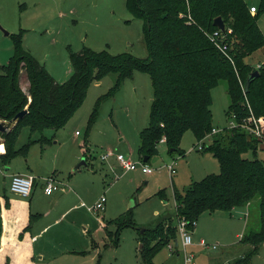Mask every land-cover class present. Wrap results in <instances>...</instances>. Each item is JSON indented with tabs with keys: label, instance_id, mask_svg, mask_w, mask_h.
<instances>
[{
	"label": "trees",
	"instance_id": "1",
	"mask_svg": "<svg viewBox=\"0 0 264 264\" xmlns=\"http://www.w3.org/2000/svg\"><path fill=\"white\" fill-rule=\"evenodd\" d=\"M127 8L144 23L149 56L141 59L86 47L78 53L70 49L72 76L64 83L57 82L23 48V31L12 35L13 56L1 68L0 75V122L11 121L26 109L28 113L14 129L0 133L6 147V152L0 156L4 165L17 156L27 155L32 143L17 149L24 129L32 133L62 129L86 101L92 82L112 74L117 75L116 84L96 104L88 131L98 119L102 102L114 97L134 72L149 75L154 97L149 124L140 133L139 148L141 160L147 158V163L159 155L164 137L170 154L183 155L180 146L185 133L191 131L198 144L212 135L217 129L213 122L212 91L221 81L228 85L230 122L235 118L242 124L252 116L264 119V63L259 69L246 63L248 57L264 47V35L257 24L264 13V0L256 16L251 14L245 0H128ZM219 17L227 29L233 30L228 37L231 60L210 39L217 30L214 21ZM256 71L259 76L249 84L250 75ZM23 72L30 84L28 93L20 85ZM262 130L264 133V125ZM210 139V145L204 150L213 153L219 161L221 174L193 184L184 194L175 192V213L160 219L152 228L138 229L142 264H156L155 257L170 242L178 241L177 217L190 222L188 228L194 233L191 223L197 222L202 214L249 207L256 199L260 201V230L243 235L241 243L252 245L253 250L236 264H250L264 244V161L258 158L262 150L260 142L248 137L244 130L228 128ZM40 141L46 144L49 140ZM250 152L253 159L245 158ZM4 190L0 186V240L1 199L5 198L6 209L10 206ZM160 196L164 198L161 193ZM36 217L40 216H31L30 227ZM117 221L116 232L107 231L113 246H119L123 227L118 226Z\"/></svg>",
	"mask_w": 264,
	"mask_h": 264
},
{
	"label": "rangeland",
	"instance_id": "2",
	"mask_svg": "<svg viewBox=\"0 0 264 264\" xmlns=\"http://www.w3.org/2000/svg\"><path fill=\"white\" fill-rule=\"evenodd\" d=\"M127 1L0 0V75L2 74L1 68L7 65L12 57L14 48L12 35L20 34L21 31L24 32L23 48L59 82H66L72 76L69 60L70 49L78 53L86 47L97 52L106 50L113 55L126 53L141 59L147 58L149 53L144 39V23L128 11ZM245 1L260 10L261 0ZM257 24L264 35L263 12ZM6 32L9 34L6 35ZM263 61L264 47L246 59V63L254 68L260 63L263 65ZM134 74L130 80L124 82L114 97L102 102L97 124L92 133L88 131L91 115L99 99L114 88L117 75L104 77L100 80L104 83L102 86L96 85L97 81L92 82L86 101L62 129L46 130L43 133H32L29 129H24L17 143V149L32 144L26 156L20 155L11 161L12 167L8 171L10 175L40 163L44 164L43 171L49 170L50 172L53 166L51 156L53 150H48L46 153V146L40 141L41 138L49 140L47 145L52 149L58 148L60 143L64 144L61 147L63 156L76 151L77 155L81 156L79 159L77 157L74 166L69 162L64 164L61 160L57 175H51L53 172L49 173L62 191L63 186H70V181L74 178V169L84 159L88 160V168L82 166V172L76 176L74 183L87 184L92 188H94L93 183H98L102 186V193L105 194L108 203L104 212H89L87 208L94 204V197L98 192L85 196L86 207L80 216L83 220L80 226L89 227L92 237L95 235L94 238L99 245L100 252L93 260H91L92 251L91 253L87 251L86 255H84L86 252H82L83 256L78 257V260L76 258L77 262L75 260L74 264H142L139 256L138 229L154 227L167 214V211L174 210L175 192L184 194L191 189L193 184L202 182L209 176L220 175L222 171L213 153L208 150L199 151L198 141L194 134L188 131L180 146L183 155L178 153L172 155L166 145L159 146V155L147 163L154 171L151 175L143 174L140 168L139 171L132 173L120 172L121 168L116 155L123 153L133 162L141 161L139 134L148 126L154 97L149 75L137 72L135 78ZM25 77L27 76L23 72L21 74L22 83L25 82ZM134 81H139L136 86L133 84ZM227 91L228 85L225 81H221L212 91L213 122L214 128L217 129H227L229 126L227 112L230 97ZM76 132L81 136H75ZM54 136L58 139L57 146L54 144ZM207 139L209 138L207 137L202 143L204 148L210 145ZM83 143L85 144L82 145ZM82 152L86 157L82 155ZM105 153H112L113 156L103 161L101 156ZM244 157L253 159L251 152ZM258 158L264 161L263 149L258 153ZM172 164L173 171L170 172L168 166ZM113 167L120 168L119 172L123 175L118 176ZM91 170L96 173L89 174ZM9 180L10 178H7L6 182L11 185L12 179ZM43 183L45 188L47 182L43 181ZM0 186L1 189L4 187L1 181ZM35 186L27 199L44 205V208L50 202L48 205L51 208L57 192L53 194L51 201H48V197H44L42 201L38 195L44 192L43 186L42 184L36 188ZM4 193L8 196L7 191L4 190ZM160 193L164 198L160 196ZM259 202V199L254 200L252 205L246 209L236 208L229 212L216 211L202 214L197 220L193 233L194 243L187 248V253L194 255L195 264H236L247 256L253 250V246L241 243V240L244 234L260 230ZM67 204L71 202L68 201ZM10 207L11 205L8 209H11ZM246 210L248 214L245 213ZM15 217L16 220L22 218L21 210H17ZM116 221L118 226L123 225L120 231L119 246H113L104 232L97 234L99 226L101 227L100 224L107 222L113 223L105 225L109 227L110 232L115 233ZM66 222L69 223V220ZM65 223L64 227H66ZM17 224L18 222L15 221V226ZM10 226L13 227L12 222ZM2 228H4L3 217ZM24 231L28 233L27 228ZM71 231L74 235L71 237L73 242L77 239L83 240L85 235L83 230V235L78 234L76 227ZM22 237L23 234L20 233V240ZM201 239L206 241L207 247L200 245ZM1 240L0 249H2ZM59 242L65 244L64 240H59ZM5 243H3V248H5ZM80 244L82 245L78 243ZM170 245L174 247L173 252L170 251ZM213 246H217V249L214 250ZM184 251L180 239L178 247L175 242H170L155 257L154 262L156 264H186ZM7 262L9 263V260ZM250 264H264V244L260 246L258 254L252 257Z\"/></svg>",
	"mask_w": 264,
	"mask_h": 264
},
{
	"label": "crops",
	"instance_id": "3",
	"mask_svg": "<svg viewBox=\"0 0 264 264\" xmlns=\"http://www.w3.org/2000/svg\"><path fill=\"white\" fill-rule=\"evenodd\" d=\"M251 6H254V5H249V7ZM256 14H252V15L256 16ZM12 56H13V53H12ZM258 65H261V63ZM70 73L72 75V69ZM136 73L134 74L135 78L137 76ZM56 81L59 82V80H56ZM138 82L139 81H134L133 82L134 86H136ZM59 83H64V82H59ZM95 84L102 86V84L104 83L103 81H97ZM20 85H21L22 90L25 93H27L30 87L28 78L25 77L24 83H22V78H21ZM124 89H126V87ZM96 124H97V121L92 127L90 133H92L93 130L95 129ZM142 131H140V133ZM75 136H81V134L77 135V132H76ZM139 138H140V134H139ZM53 140H54V144H56L57 146L58 139L56 138V136H54ZM208 140L211 143V139H207L206 141ZM90 143L92 145L91 141ZM84 144L85 143H83L82 145ZM62 145L64 144L60 143L58 148L52 149V147L47 145V143L45 144L46 153L48 152V150H53L51 151L53 166L50 172L49 170L43 171L42 167L44 164L40 163V164H34L31 167H28L27 168L28 170L21 169L20 172L10 175L8 174L9 173L8 171L12 167L11 166L12 162L6 166L0 160V181L2 182L4 186L2 189L7 190V195L9 197L10 205H11L10 207L11 209H6L5 208V198L1 199V205L3 208L2 217H3L4 228H3V235H2V240H1L2 249H0V264H6L8 260H9V264H74V261L76 260V258L78 260L79 259L78 257L83 256L82 252H86L84 254L86 255L87 251L89 253H91L92 251L93 254H91L92 255L91 260H93L95 256L100 252L99 245L98 243H96V240L94 238L95 235H93L92 237V235L90 234L91 230L89 231V227L87 228V226L85 225L82 227L80 226V223H83V220H81L80 216L81 214H83L82 212L84 208L86 207L85 196H87V194H91L92 192L93 193L98 192V194L94 197V204L87 208V210L89 211V209L97 203L100 197L103 196L102 186L99 185L98 183H93L94 188H92L91 186L89 187L87 184L84 185V184L74 183L75 182L74 179L76 178V176L82 172V166L79 167L78 169H77L78 167L77 166L74 169V172H73L74 178L73 180L71 179L70 186H63V190L59 191L56 194V195H59L57 200H55V197H56L55 195V197L53 198V205L51 208H49V205H48L50 202L44 208V205L39 204L38 202L36 203V201L34 202V200L33 202H31V200H28L27 198H22L18 195H14L10 191V184L6 182L7 178H10L9 181H11L12 177L15 175H21V176H27V177L30 176L35 179V184H34V186L36 185L35 188L38 185L42 184L43 189H44L43 181H47L48 180L47 178L53 174L57 175V170H58L61 160L63 161L64 164L66 162H69L71 163V165L74 166L76 163L75 160L77 159V157L79 159V157L81 156L80 154L78 156L76 151L73 153H69L67 156L65 155L63 156L62 150H61ZM162 145H165V144H162ZM1 147H4V152L0 151V156L6 152L5 145L3 144V140L0 137V148ZM42 150H44V148ZM120 154H123V153H120ZM82 155L86 157L84 153ZM86 163H88L87 159H86ZM87 168H88V165H87ZM120 168L117 169L116 167H113V170L117 173L118 176L123 175V173H125L122 169L120 170ZM119 170L120 172L123 171V173H120ZM136 171H139V170H136ZM136 171H133V172H136ZM51 172L53 173L49 176V173ZM88 173L95 174L96 171L91 170V172H88ZM126 173H130V172H126ZM70 174H72V172H70ZM42 179L43 181H41ZM100 193H101V196H99ZM52 196H47L44 192L38 195V197L41 198L42 201L44 197H48L47 198L48 201H51ZM68 201H70L71 204H67ZM107 203H108V200H107ZM54 205H56V207L53 208ZM106 208H107V205H106ZM244 208L246 209V207ZM18 209L21 210L22 218L20 220H16V217H15V214L17 213ZM175 209H176V204H175ZM175 209L171 211H167V214L163 218L171 214H174ZM14 211H15V214H14ZM245 213L248 214L247 210ZM34 215L40 216V217L38 218L36 217L34 219L35 221L32 223L30 227L31 216H34ZM67 220H69V223L66 222ZM15 221L18 222L16 226H15ZM10 222H12L13 227L10 226ZM64 223L66 224V227H64ZM68 224H69V228H68ZM105 224L111 225L113 223L107 222ZM105 224L104 226H101V227L99 226L97 234H99L100 232H104L106 234L107 239L109 240L108 235H107V231H109V227L107 228ZM6 226H8V228ZM28 227H30V229L28 230V233H27L24 230ZM75 227L77 228V232L80 235H83L82 233V230H83L85 234L83 236V240L77 239L74 242L72 241L71 237H73L74 235L71 229ZM20 233L23 234L22 240H20L19 238ZM4 238L6 242L5 248H3ZM102 239L104 240V238ZM59 240H64L65 244H63L62 242L58 243ZM201 240H204V239H201ZM83 241L85 242L84 244H83ZM78 243H82V245L81 244L78 245Z\"/></svg>",
	"mask_w": 264,
	"mask_h": 264
},
{
	"label": "built area",
	"instance_id": "4",
	"mask_svg": "<svg viewBox=\"0 0 264 264\" xmlns=\"http://www.w3.org/2000/svg\"><path fill=\"white\" fill-rule=\"evenodd\" d=\"M250 12L251 14H256L257 13V7L251 6L250 7ZM233 34L232 29H225V31H222L221 29L217 28V30L211 34L210 39L215 45V47L227 58L231 60L230 54H229V44H228V37ZM262 65H258L257 69L261 68ZM236 119H232L230 122V125L228 126V129H241L244 130L248 137H252L260 142L261 149H264V133L262 130V126L264 125V119L263 118H255L254 116L250 117L248 120H245L242 124H239L238 122L235 121ZM220 132H223V129H214L212 131V135H216ZM77 135L79 133L77 132ZM211 136H208L210 139ZM166 143V138L164 137L161 140V144ZM199 151L204 150V144L202 142L199 144L198 147ZM113 156L112 153H105L101 156V159L103 161L109 160ZM116 160L121 167V169L124 172H133L138 170L139 168L141 169L142 173L145 175H151L154 171L151 169L146 163H144L143 160L140 162H133L131 158H127L123 154H118L115 156ZM170 172L173 171V164L168 166ZM47 184L44 188V193L47 196H52L55 192H59L60 188L59 185L56 183V180L54 177L49 178L47 181ZM35 184V179L30 176H21V175H15L12 177L11 185H10V191L18 195L22 198H27L31 195L33 187ZM106 203H107V198L105 195L101 196L100 199L97 201V203L89 209L90 212H95V213H100L104 212L106 209ZM102 223V221H100ZM192 226L195 228L197 225V222H192ZM190 225V222L185 220L184 218L180 219L177 217L176 221V226L178 228L179 232V237L178 241L176 242V246L178 247V242L179 239L182 241V245L185 249V256H186V264H195V258L193 254H188L187 253V248L192 246L194 243L193 239V232L188 228ZM101 226H104V224H101ZM174 243V242H172ZM200 245L203 247H207L206 241L201 240ZM170 251H174L173 246H169ZM213 249H217V246H213Z\"/></svg>",
	"mask_w": 264,
	"mask_h": 264
},
{
	"label": "water",
	"instance_id": "5",
	"mask_svg": "<svg viewBox=\"0 0 264 264\" xmlns=\"http://www.w3.org/2000/svg\"><path fill=\"white\" fill-rule=\"evenodd\" d=\"M214 26L216 28L221 29L222 31H225L226 29V25L225 22L222 18H217L214 21ZM6 35H8V33L6 32ZM259 76V72L256 71L254 72L252 75H250L248 83L250 84L255 78H257ZM28 113V110H24L21 113H19L14 119H12L11 121H1L0 122V133H5L7 131H10L12 129L15 128V126L17 125V123ZM6 148V147H5ZM148 159L145 158L144 159V163H147ZM81 166H87L86 163V159H84L77 167V169ZM59 197V195H56L55 200H57V198Z\"/></svg>",
	"mask_w": 264,
	"mask_h": 264
},
{
	"label": "bare ground",
	"instance_id": "6",
	"mask_svg": "<svg viewBox=\"0 0 264 264\" xmlns=\"http://www.w3.org/2000/svg\"><path fill=\"white\" fill-rule=\"evenodd\" d=\"M0 151H1V152H4V147H1V148H0Z\"/></svg>",
	"mask_w": 264,
	"mask_h": 264
}]
</instances>
